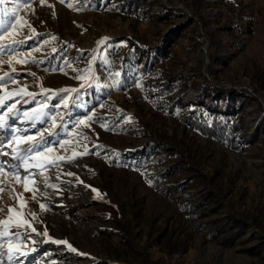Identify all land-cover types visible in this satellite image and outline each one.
<instances>
[{
	"label": "rangeland",
	"instance_id": "obj_1",
	"mask_svg": "<svg viewBox=\"0 0 264 264\" xmlns=\"http://www.w3.org/2000/svg\"><path fill=\"white\" fill-rule=\"evenodd\" d=\"M126 1L32 0L31 7L18 11L35 29V38L21 21L12 38H29L27 46L14 58L0 57V77L12 74V68L20 73L0 88L6 104L17 101L20 115L14 127L29 128L22 113L34 105L19 96L7 98L9 93L27 86L38 94L41 85L57 92L79 89L77 107L71 106V97L68 109L57 104L65 126L60 128L58 119L60 134L52 139L67 144L55 146L54 153L67 158L87 145L97 154L77 156L73 163L60 162L61 170L45 172L49 183L61 185L57 189L45 190L39 175L30 177L29 187L40 189L34 193L24 191L22 169L19 181L16 173L0 169V222L12 217L8 236L0 223V261L9 264L11 243L19 264H264V250H259L264 244V0H141L139 13L126 8ZM13 4L6 0L9 9ZM102 38H108L106 44L98 45ZM159 44L163 51L151 58L149 50ZM9 59L11 64L5 62ZM90 65L97 79L81 89L89 83ZM205 85L224 90L199 98ZM195 100L220 111L238 110L239 146L185 122L186 103ZM88 115L99 122L72 128ZM37 128L45 136L52 130L50 124ZM28 134L40 138L35 129ZM10 135L18 133L0 129L8 153L0 159H10L9 143L18 146ZM151 139L182 151L192 169H170L172 154L158 160L145 152ZM69 171L84 183L64 175ZM40 203L48 209L41 210ZM221 212L236 213L246 222L232 240H222L212 229ZM17 219L25 223L18 227ZM56 240H66L77 251Z\"/></svg>",
	"mask_w": 264,
	"mask_h": 264
},
{
	"label": "snow or ice",
	"instance_id": "obj_2",
	"mask_svg": "<svg viewBox=\"0 0 264 264\" xmlns=\"http://www.w3.org/2000/svg\"><path fill=\"white\" fill-rule=\"evenodd\" d=\"M61 3H64L65 0H60ZM32 0H14L13 7L9 9L6 7V0H0V41H4L6 38L10 39V43H0V57L8 56L11 58H14L16 53L18 51H21L25 49V47L28 44V39L25 38L24 40H18L13 39L12 34L13 30L17 28V25H21V21H23L24 25L28 26L31 29V24L23 19L22 17L18 16V11L22 7H31ZM71 7V5H69ZM86 10V9H85ZM33 36L30 38H35V29H31ZM53 40L56 39L55 36L51 37ZM108 38H102L98 45H105ZM37 50H39V47H37ZM56 49H53V52H55ZM95 53L93 54V60L95 61ZM6 63L11 64L12 60L9 59L8 61H5ZM16 63H31L33 65H37L41 63V61H38L36 59H32L31 61L28 60H16ZM91 65L89 66V69L86 70V73L88 74L89 83L87 85L82 84L81 89L84 87H92L93 83L96 81L97 77L95 74H92L90 72ZM57 69H52V71H56ZM60 71H63V69H59ZM20 73L16 72L15 68H12V74L5 72L3 74V77H0V88L3 87V85L7 83L13 82ZM27 75H31L32 77H36L35 73H28ZM117 76H119V73H116ZM81 79H84V76L80 77ZM111 86V85H110ZM118 86V85H117ZM27 86L21 87L17 92L9 93L7 98H11L13 95L19 96L21 100H24V103L26 104H33V109L31 112L28 110H24L22 113L23 116V122L27 123L29 125V128L25 131H21L19 128L14 127L16 121L19 119L20 110L16 109V103L17 101L13 100L12 104H6L5 100L6 97L0 96V109H4L3 113H0V129L7 130L10 133H18V135H10L9 141H16L17 147H11V143L8 144V147L11 148V157L9 160H3L0 159V169L7 168L9 171H12L17 174L16 178L19 181L20 178V170H23V178H24V191L26 192H35L39 191V188L32 189L29 187L30 177L35 178L37 175L40 177V184L43 185V188L45 190L51 188V189H57L61 187L60 184L56 183H49V177L45 175V172H47L51 168H55L57 170H61V163H73L77 156H83L88 154H97L95 152H90V149L87 147V145L84 146V151L82 153H76L74 152L71 156L65 158L63 155H55L54 153V147L59 146L61 148H64L67 144V141L62 140H53L52 137L59 135V131H56L58 127V119H59V127L63 128L65 126V118L64 115L59 112V109L57 108V104L62 103L64 109L69 108V99L68 97H71V106L77 107V100L80 95L79 89H63L60 90V92H57L55 90H50L47 88H44L42 85L40 86V92L33 93L32 91H27ZM63 93V95L61 94ZM71 93H75V96H71ZM27 96L29 99L25 100L24 97ZM39 96V98H38ZM55 100L56 103H52V101ZM36 106H39L37 108ZM101 106L102 105H98ZM15 109V111H14ZM11 113V116H8V114ZM5 116H8V119L5 120ZM96 122L98 123V120L94 119L93 115H88L86 119H79L78 121L74 122L72 124L73 129H79L80 126L84 127H91V124L89 122ZM37 124L48 126L50 124L51 131L48 132L47 136L39 128H37ZM104 126L103 124L101 125ZM36 130V134L39 135V139L37 140L35 135H29L28 133L32 130ZM67 135L71 136V133H67ZM79 135L83 137V139H87L86 136H83L82 131L79 132ZM23 137V139H21ZM20 144H25V147H19ZM78 145V142H77ZM95 147H102L101 145H95ZM8 153L5 151V144L0 143V156H6ZM64 175H67L69 177L76 176L75 173L69 171L64 173ZM56 179H59V177H56ZM77 182L80 184H83L84 181L80 180L79 176H76ZM70 183V182H69ZM151 183V181H149ZM85 187H90L89 185H85ZM93 192H97V195L99 196V193L97 189L92 188ZM32 200H36L35 194L32 195ZM23 203V202H22ZM39 207L41 210H47L48 205L44 203H40ZM14 210L12 208L8 209L9 213H12ZM17 217H19L21 214L16 213ZM33 216H35V213H33ZM12 217H9V220L0 222L5 225L3 235L8 236V225L11 221ZM16 226H22L25 221L23 219H17L15 221ZM33 232L36 231L35 228L32 229ZM43 235L47 236V228H45V231ZM20 233H16V238H19ZM27 239V236L25 237ZM57 244H65L68 248H70L73 252L77 251L70 243H68L66 240H56L54 241ZM13 246L11 243L9 244L8 249V261L9 264H19L18 259H14L12 252H13ZM23 255V253H21ZM0 256H3V253H0ZM0 264H2V261H0Z\"/></svg>",
	"mask_w": 264,
	"mask_h": 264
},
{
	"label": "trees",
	"instance_id": "obj_3",
	"mask_svg": "<svg viewBox=\"0 0 264 264\" xmlns=\"http://www.w3.org/2000/svg\"><path fill=\"white\" fill-rule=\"evenodd\" d=\"M124 3V6L126 8L128 6L131 12H140L137 8L141 0H129ZM158 50L163 51V46L161 44L149 50L151 58L157 56ZM173 80L176 81V78H173ZM219 90L224 89L212 85H205L200 91L199 98L203 97L207 91L215 94ZM166 100L171 102L169 98ZM237 111L238 110L233 109L231 106H228L224 111L216 110L206 107L199 100H195L186 103V107L184 108V120L191 128L196 129L202 134L215 137L230 146H239L242 136V117L237 115ZM143 150L145 152H151L158 160L169 159L170 154H172V157L175 158V162L170 166V169L182 167L183 165L187 166V169H192L190 165H188L182 151L165 143H158L155 139L149 140L144 145ZM197 174L200 177H204L201 172H197ZM205 195L207 197L210 196L209 192H206ZM220 214L221 215L212 220V229H214L217 234L219 233L221 235L222 240H232L244 230L246 222L241 216L232 212L231 215L223 212ZM165 244H168L167 246H172V243L168 241H166ZM259 247V250H264V244H259Z\"/></svg>",
	"mask_w": 264,
	"mask_h": 264
}]
</instances>
